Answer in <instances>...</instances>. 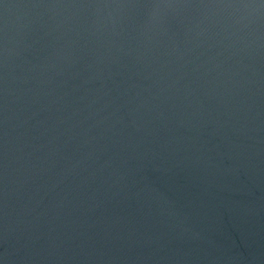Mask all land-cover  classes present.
<instances>
[{
	"label": "water",
	"instance_id": "water-1",
	"mask_svg": "<svg viewBox=\"0 0 264 264\" xmlns=\"http://www.w3.org/2000/svg\"><path fill=\"white\" fill-rule=\"evenodd\" d=\"M0 264H264V0H0Z\"/></svg>",
	"mask_w": 264,
	"mask_h": 264
}]
</instances>
